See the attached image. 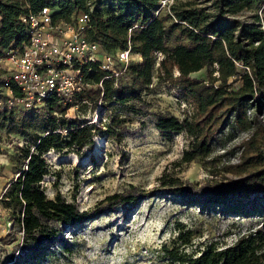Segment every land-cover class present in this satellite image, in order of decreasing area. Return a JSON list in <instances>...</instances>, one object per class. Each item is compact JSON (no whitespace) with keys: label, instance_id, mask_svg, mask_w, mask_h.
I'll return each mask as SVG.
<instances>
[{"label":"trees","instance_id":"16d2710c","mask_svg":"<svg viewBox=\"0 0 264 264\" xmlns=\"http://www.w3.org/2000/svg\"><path fill=\"white\" fill-rule=\"evenodd\" d=\"M108 1L113 10L103 16L93 11L91 0H0V81L4 73L1 59L11 48L28 41L29 26L21 17L45 7L50 8L54 25L75 24L79 13H89L86 34L104 51L116 53L131 48L142 58L133 61L119 79L107 78L109 73L97 63L85 65L86 85L73 99L63 101L53 96L38 107L37 113L42 108L45 131L40 134L33 130L30 142L17 147L25 167L3 197L22 233V245L30 253L55 242L67 227L88 221L98 212L140 200L137 193H115L95 210H81L60 193L48 197L42 182L49 174V152L81 157L97 136L120 141L127 119L113 114V110L119 105L136 112L137 106L145 103L142 93L151 87L155 75L162 82L178 86L194 107L183 119L157 115L158 129L191 138L184 162L209 156L229 122L250 132L240 146V161L227 167L235 178L213 181L198 189L164 174L159 178L162 188L175 197L202 201L204 206H231L232 199L243 202L253 194L264 198V16L255 13L249 20L240 17L256 0H213V11L193 1L180 5L178 0L165 5L162 0ZM161 6L168 8L171 26ZM175 30L186 42L170 43ZM204 68L209 69L207 80L192 77ZM0 96L5 97L1 91ZM73 107H77V114L69 117ZM98 107L106 111L99 123H90L87 113H94ZM13 114V109L0 108L1 121L11 119ZM197 237L195 230L179 223L177 235L161 246L158 255L169 264H264L262 227L239 235L232 243L199 242Z\"/></svg>","mask_w":264,"mask_h":264},{"label":"rangeland","instance_id":"374dc122","mask_svg":"<svg viewBox=\"0 0 264 264\" xmlns=\"http://www.w3.org/2000/svg\"><path fill=\"white\" fill-rule=\"evenodd\" d=\"M186 1L214 10L213 0L177 2L180 5ZM90 4L96 14L112 13L108 0H91ZM162 9L165 14L169 13L168 8ZM255 13L264 16V0H256L240 17L249 20ZM172 23L168 14V25ZM179 42L186 39L175 30L170 43ZM133 59L138 62L139 57L133 55ZM208 71L204 68L192 77L207 80ZM142 97L145 103L138 105L136 112L119 105L113 110V114L127 119L120 141L97 136L81 157L74 153L49 152L46 154L49 174L42 182L48 197L60 193L81 210L93 211L115 193H137L140 200L136 204L106 209L88 221L67 227L55 242L35 253L22 245V233L10 209L5 207L3 197L25 167L17 147L30 142L29 134L33 130L40 134L45 131L44 119L40 116L42 108L37 113L38 108L16 106L12 108L11 119L0 120V264H169L159 257L158 250L177 235L179 223L195 230L199 242L214 240L223 244L264 228V198L260 195L253 194L243 202L232 199L231 206L220 203L204 206L197 199L168 194V189L162 188L159 181L165 174L200 189L213 181L235 178L227 167L240 161V146L250 132L229 122L218 135L209 156L186 163L182 158L191 138L185 133H165L157 128L156 121L159 113L179 119L189 117L194 110L192 103L178 86L162 82L156 75ZM100 108L87 113L90 123L100 122L101 114L106 111ZM76 114L77 107H73L68 116Z\"/></svg>","mask_w":264,"mask_h":264},{"label":"built area","instance_id":"2783aa9c","mask_svg":"<svg viewBox=\"0 0 264 264\" xmlns=\"http://www.w3.org/2000/svg\"><path fill=\"white\" fill-rule=\"evenodd\" d=\"M172 1L162 0V4ZM21 20L29 26L28 41L11 48L1 59L4 73L0 91L5 97L0 96V108L34 109L53 96L71 100L86 85L85 65L97 63L109 73L107 78L119 79L134 61L131 48L108 53L87 36L90 22L87 12L79 13L75 24L54 25L48 7L22 16Z\"/></svg>","mask_w":264,"mask_h":264},{"label":"crops","instance_id":"0c3cea01","mask_svg":"<svg viewBox=\"0 0 264 264\" xmlns=\"http://www.w3.org/2000/svg\"><path fill=\"white\" fill-rule=\"evenodd\" d=\"M0 20H1V17H0ZM133 55H136V56H138L139 57V60L138 61H140L142 58H141V56L140 55H138V54H133Z\"/></svg>","mask_w":264,"mask_h":264}]
</instances>
